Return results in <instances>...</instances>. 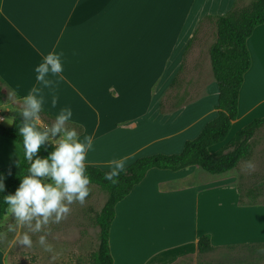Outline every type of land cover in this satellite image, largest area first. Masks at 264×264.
<instances>
[{"label": "crops", "instance_id": "obj_1", "mask_svg": "<svg viewBox=\"0 0 264 264\" xmlns=\"http://www.w3.org/2000/svg\"><path fill=\"white\" fill-rule=\"evenodd\" d=\"M237 3L0 0L1 122L5 124L6 116L20 109L22 98L33 87L41 86L35 68L46 54L54 52L62 54L63 72L49 76L57 81L54 94L58 100L53 108V90L43 89L47 114L41 119L51 125L61 109L71 108L68 127L77 130L81 142L85 135L92 137L85 164L110 170L113 160L129 166L139 157L181 153L185 142L216 117L217 84L212 81L205 95L173 109H164L160 92L171 89L173 80L183 72L187 51L202 23L216 21ZM263 38L264 24L247 41L251 67L239 107L249 98L244 91L253 68L252 43ZM10 118L7 127L12 125ZM155 128L161 131L154 133ZM251 156L252 152L241 163ZM21 158V146L0 135V169ZM238 167L221 175L197 166L177 172L148 171L116 206L110 231L114 263L133 264L122 254L126 231L129 241L138 247L139 260L134 264H206L204 257L217 252H224L227 259L232 252H242L233 260L235 264H264V254L257 251L264 248V203L253 190L243 189L234 176ZM206 234L214 250L200 254L198 241Z\"/></svg>", "mask_w": 264, "mask_h": 264}, {"label": "trees", "instance_id": "obj_2", "mask_svg": "<svg viewBox=\"0 0 264 264\" xmlns=\"http://www.w3.org/2000/svg\"><path fill=\"white\" fill-rule=\"evenodd\" d=\"M216 41L209 49V58L213 78L217 83L218 100L215 109L216 117L205 124L194 139L187 140L179 154H152L137 158L126 166L118 183L104 179L109 170L85 164L86 174L90 176L92 185L106 193V201L97 215L99 228L98 246L91 256V264H115L110 246V231L116 216V206L123 201L146 177L151 169L170 170L173 172L197 166L211 175H221L235 168L250 157L252 147L250 140L264 126V118L255 119L238 131L226 142L233 122L239 116V98L245 75L251 67V55L247 41L254 30L264 24V0H253L249 6L234 8L224 15L216 17ZM175 83V79L172 82ZM2 96L0 91V97ZM163 111V110H161ZM47 113L43 110L42 115ZM12 125L6 127L0 121V135L18 143L22 148V158L16 164L0 169L5 191L0 193V223L7 212L3 196L14 194L21 179L27 174L30 166L24 158L23 137L19 135L18 125L22 121L19 110L10 112ZM225 142V143H224ZM212 152L211 148L221 145ZM52 145L42 146L38 152L41 158L53 151ZM214 250L210 235H203L198 241V251L206 254Z\"/></svg>", "mask_w": 264, "mask_h": 264}, {"label": "rangeland", "instance_id": "obj_3", "mask_svg": "<svg viewBox=\"0 0 264 264\" xmlns=\"http://www.w3.org/2000/svg\"><path fill=\"white\" fill-rule=\"evenodd\" d=\"M252 1L238 0L237 7H247ZM216 32V22L213 19L205 21L198 28L197 35L187 51L183 72L175 78L177 81L171 89L160 92L164 109H173L176 105L194 101L205 95L206 86L212 81L217 84L209 67V49L216 41ZM252 51L253 68L244 91V94L248 91L249 98L241 102L240 118L232 127L228 138L233 137L253 120L264 118V38L257 42L253 41ZM191 54L192 58L189 59ZM210 100L214 101V98ZM250 107L254 108L248 111ZM10 119L7 115L3 125L9 124ZM153 131L158 133L161 128H155ZM150 132L153 133L152 130ZM251 144L252 156L248 161L255 164V170L245 171L243 162L234 176L238 178L244 190H253L259 195V202L264 203V126L257 130ZM89 187L90 195L84 205L73 203L70 206V213L59 223L50 222L40 232H28L33 242L31 247L17 242V236L28 231L27 228L18 227L14 232L8 231V225L15 226V221L11 214L7 213L0 223V233L5 234L4 238L0 239V252L4 254L2 260L0 253V264H91V256L99 242L96 218L107 196L96 185L90 184ZM126 234V231H123L122 254L126 260L134 264L139 260L138 247L129 241L130 238ZM40 236H45L47 244L52 247L51 252L46 251L39 243ZM231 254L232 257L227 259L224 252H217L205 256L204 260L206 264H230L228 261L235 264L233 260L236 261V255H241L242 252Z\"/></svg>", "mask_w": 264, "mask_h": 264}, {"label": "clouds", "instance_id": "obj_4", "mask_svg": "<svg viewBox=\"0 0 264 264\" xmlns=\"http://www.w3.org/2000/svg\"><path fill=\"white\" fill-rule=\"evenodd\" d=\"M61 55L50 52L44 56L43 62L35 68L36 80L42 87H33L22 98L19 109L22 121L18 131L23 137L24 158L30 166L15 193L3 196V203L8 206L7 212L15 221V226L8 225V231L14 232L18 227L27 228L28 231L17 236V242L27 247L33 243L28 232L37 233L50 222L59 223L70 213L73 203L84 205L91 191V178L86 174L85 160L87 151L93 147L92 137L85 135L81 142L77 130L68 127L73 117L71 108L61 109L51 125L45 124L40 115L45 102L44 88L53 90L51 104L53 108L57 105L58 98L54 94L57 81L49 76H58L63 72ZM47 145H52L54 150L41 158L37 154L42 146L47 150ZM244 170L254 171L255 164L245 162ZM125 171V161L113 160L104 179L118 183L121 173ZM4 191V179L0 177V193ZM4 236V233H0V239ZM39 243L46 251H52L45 236L39 237ZM257 251L264 254V248Z\"/></svg>", "mask_w": 264, "mask_h": 264}, {"label": "built area", "instance_id": "obj_5", "mask_svg": "<svg viewBox=\"0 0 264 264\" xmlns=\"http://www.w3.org/2000/svg\"><path fill=\"white\" fill-rule=\"evenodd\" d=\"M3 114L0 112V121H2L3 120Z\"/></svg>", "mask_w": 264, "mask_h": 264}]
</instances>
